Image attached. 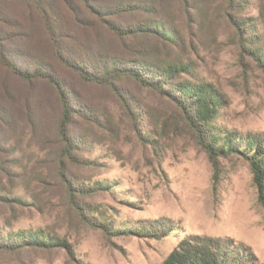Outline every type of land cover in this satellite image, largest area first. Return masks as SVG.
I'll return each mask as SVG.
<instances>
[{
  "label": "rangeland",
  "instance_id": "obj_1",
  "mask_svg": "<svg viewBox=\"0 0 264 264\" xmlns=\"http://www.w3.org/2000/svg\"><path fill=\"white\" fill-rule=\"evenodd\" d=\"M128 1L150 13L122 23L159 24L171 39L117 43L130 57L122 65L142 67L144 47L154 61L186 71L161 80L160 92L131 79L89 85L69 73L71 158L54 89L0 62V264H164L189 236L232 239L264 264V209L251 166L242 154L214 164L187 125L176 88L206 83L223 96L208 134L264 137V0ZM23 10L0 4V38L12 39L7 53L20 69L31 63L22 54L24 31L1 23L15 24ZM29 28L43 41L39 23ZM37 49L53 59L49 43ZM158 220L173 225L166 237L135 234ZM35 233L53 243L19 236Z\"/></svg>",
  "mask_w": 264,
  "mask_h": 264
},
{
  "label": "trees",
  "instance_id": "obj_2",
  "mask_svg": "<svg viewBox=\"0 0 264 264\" xmlns=\"http://www.w3.org/2000/svg\"><path fill=\"white\" fill-rule=\"evenodd\" d=\"M0 4H19L24 9L15 24L10 21H3L1 24L8 28L16 26L24 31L21 37L25 41L22 54L23 58L31 63L27 64L25 69H20L9 58L6 42L12 39L7 37L8 35L0 38V62L20 79L45 82L54 89L62 106L59 132L66 143V157L71 158L74 151L67 136L68 126L74 114L67 90L71 81L69 73L89 85L114 88L122 80L131 79L144 88L160 92L163 91L161 80H172L186 71L183 65L154 61L152 53L144 47L140 52V63L145 68H129L122 65V60L128 61L130 57L118 48L117 43L149 38L152 34L171 39L162 25L137 26L131 23L134 21L130 19L127 23L121 22L126 18H135L137 14L143 16L150 13L137 3L128 0H0ZM37 23L43 29V41L35 39L33 31L27 29ZM43 43L51 45L49 55L53 59L49 60L48 57L37 53L36 49ZM146 69L157 72L161 77L147 78L143 74ZM176 88L182 96V100L177 99V102L185 114V121L214 164H217L218 158L231 154L246 156L258 189V201L264 209V137L253 134L243 136L237 133H225L222 136L208 134L204 127L212 126L223 107V96L213 85L206 83H179ZM68 190L73 196L72 187L69 186ZM172 231V223L158 220L137 229L135 234L161 239ZM19 236L24 243L29 241L43 246L53 243L51 238L38 233L28 237L25 234ZM164 264L263 263L251 248L232 239L189 236L179 242Z\"/></svg>",
  "mask_w": 264,
  "mask_h": 264
}]
</instances>
